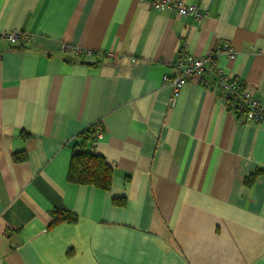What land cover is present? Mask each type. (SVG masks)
<instances>
[{
	"label": "crops",
	"instance_id": "1",
	"mask_svg": "<svg viewBox=\"0 0 264 264\" xmlns=\"http://www.w3.org/2000/svg\"><path fill=\"white\" fill-rule=\"evenodd\" d=\"M185 1L206 17L0 0V31L30 35L0 40V264H264V123L200 76L174 102L163 80L182 52L229 44L218 66L264 104V0ZM96 124L85 149L112 166L110 189L69 179ZM55 210L77 220L52 225Z\"/></svg>",
	"mask_w": 264,
	"mask_h": 264
},
{
	"label": "built area",
	"instance_id": "2",
	"mask_svg": "<svg viewBox=\"0 0 264 264\" xmlns=\"http://www.w3.org/2000/svg\"><path fill=\"white\" fill-rule=\"evenodd\" d=\"M150 7L159 11L175 12L182 16L193 15L196 20L202 21L206 17L205 7L203 5L187 3L185 0H143ZM30 35L18 30L0 31V40L28 41ZM73 50L80 52L78 47ZM225 52L228 57L235 58L236 51L229 44L218 48L203 56H194L182 52L176 63L177 73L165 74L164 82L170 83L174 89L175 101L176 95L188 83L189 77L200 76L205 84L213 86L217 93L224 99L228 109L234 111L237 115L243 117L247 122L264 123V104L255 98L250 90L245 87L243 81L235 77L228 71L220 68L217 63L218 52ZM136 61V58H133ZM209 76V77H208ZM102 135L101 127L96 132V137Z\"/></svg>",
	"mask_w": 264,
	"mask_h": 264
},
{
	"label": "trees",
	"instance_id": "3",
	"mask_svg": "<svg viewBox=\"0 0 264 264\" xmlns=\"http://www.w3.org/2000/svg\"><path fill=\"white\" fill-rule=\"evenodd\" d=\"M99 125H93L81 133L82 143L77 144L72 156L69 179L78 184H90L103 189H110L112 185L113 168L103 155L85 149V144L96 138ZM102 130V128H101ZM249 181V180H248ZM118 204L121 199H114ZM77 215L72 211L55 210L52 225L62 221L75 222Z\"/></svg>",
	"mask_w": 264,
	"mask_h": 264
}]
</instances>
